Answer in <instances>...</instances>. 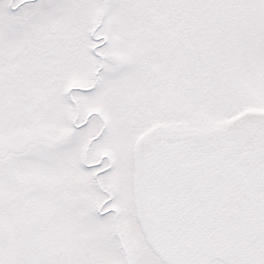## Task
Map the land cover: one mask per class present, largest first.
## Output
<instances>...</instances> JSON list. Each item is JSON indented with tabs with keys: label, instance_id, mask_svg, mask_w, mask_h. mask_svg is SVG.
<instances>
[{
	"label": "rangeland",
	"instance_id": "rangeland-1",
	"mask_svg": "<svg viewBox=\"0 0 264 264\" xmlns=\"http://www.w3.org/2000/svg\"><path fill=\"white\" fill-rule=\"evenodd\" d=\"M250 109L264 0H0L2 264H161L134 215L137 137Z\"/></svg>",
	"mask_w": 264,
	"mask_h": 264
},
{
	"label": "water",
	"instance_id": "water-1",
	"mask_svg": "<svg viewBox=\"0 0 264 264\" xmlns=\"http://www.w3.org/2000/svg\"><path fill=\"white\" fill-rule=\"evenodd\" d=\"M134 203L165 264H264V113L225 130L139 140Z\"/></svg>",
	"mask_w": 264,
	"mask_h": 264
},
{
	"label": "flooded vegetation",
	"instance_id": "flooded-vegetation-1",
	"mask_svg": "<svg viewBox=\"0 0 264 264\" xmlns=\"http://www.w3.org/2000/svg\"><path fill=\"white\" fill-rule=\"evenodd\" d=\"M190 12L188 13V17L187 20L190 19V14H192V11H194V6L190 5L189 6ZM101 89V87H100ZM97 90H95L93 92V94L96 92ZM95 95V94H94ZM163 127H161V125H157L156 127L153 128L152 131H150L146 136H155V135H162V134H173L176 133L175 131L178 132H184V130H178V129H172L174 130V132H168L167 130L162 129ZM13 144V143H12ZM12 144L7 146L6 151H10L12 148ZM10 236H5L3 234V232L0 231V264H2V260L6 259L8 254L11 252L10 250L12 249L13 245L11 240L9 239ZM10 249V250H9ZM13 252H11L12 254Z\"/></svg>",
	"mask_w": 264,
	"mask_h": 264
}]
</instances>
